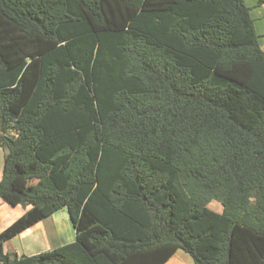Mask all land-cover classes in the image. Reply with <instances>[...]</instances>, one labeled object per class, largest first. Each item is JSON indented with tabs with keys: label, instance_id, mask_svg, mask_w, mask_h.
Listing matches in <instances>:
<instances>
[{
	"label": "trees",
	"instance_id": "obj_1",
	"mask_svg": "<svg viewBox=\"0 0 264 264\" xmlns=\"http://www.w3.org/2000/svg\"><path fill=\"white\" fill-rule=\"evenodd\" d=\"M259 38L246 0H0V264H264ZM64 208L74 242L5 252Z\"/></svg>",
	"mask_w": 264,
	"mask_h": 264
},
{
	"label": "crops",
	"instance_id": "obj_2",
	"mask_svg": "<svg viewBox=\"0 0 264 264\" xmlns=\"http://www.w3.org/2000/svg\"><path fill=\"white\" fill-rule=\"evenodd\" d=\"M246 3L251 8L255 28L260 36L261 47L264 50V0H246ZM4 163L5 151L0 148V180L3 176ZM30 208L31 205L26 207L22 205L14 206L0 198V232L7 229ZM220 210L221 206L218 211ZM75 240V227L67 209L64 208L7 240L4 243V250L7 253L21 257L49 251ZM164 264H194V260L189 253L179 249Z\"/></svg>",
	"mask_w": 264,
	"mask_h": 264
},
{
	"label": "rangeland",
	"instance_id": "obj_3",
	"mask_svg": "<svg viewBox=\"0 0 264 264\" xmlns=\"http://www.w3.org/2000/svg\"><path fill=\"white\" fill-rule=\"evenodd\" d=\"M219 202H213L211 205H210V207L211 208H213L214 210H217L218 211V209H220V206H221V204H220V206H219Z\"/></svg>",
	"mask_w": 264,
	"mask_h": 264
}]
</instances>
